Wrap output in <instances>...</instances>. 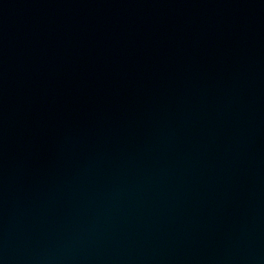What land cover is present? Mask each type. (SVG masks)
<instances>
[{"label": "water", "instance_id": "obj_1", "mask_svg": "<svg viewBox=\"0 0 264 264\" xmlns=\"http://www.w3.org/2000/svg\"><path fill=\"white\" fill-rule=\"evenodd\" d=\"M0 264H264V0H0Z\"/></svg>", "mask_w": 264, "mask_h": 264}]
</instances>
